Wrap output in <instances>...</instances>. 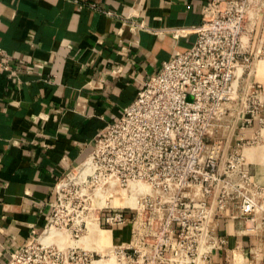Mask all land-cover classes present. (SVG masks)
<instances>
[{"label": "crops", "instance_id": "obj_1", "mask_svg": "<svg viewBox=\"0 0 264 264\" xmlns=\"http://www.w3.org/2000/svg\"><path fill=\"white\" fill-rule=\"evenodd\" d=\"M207 1L0 0L8 66L0 72V264L44 231L57 186L88 158L106 126L163 62L194 44ZM135 12L147 31L122 25ZM251 29L254 60L243 82L255 85L263 102L264 75L254 64L264 57V11ZM241 134L250 141L241 146L250 177L264 188V129L255 122ZM229 216L212 221L224 241L211 264H264L259 215L255 222ZM110 232L122 244L129 238L128 227Z\"/></svg>", "mask_w": 264, "mask_h": 264}, {"label": "built area", "instance_id": "obj_2", "mask_svg": "<svg viewBox=\"0 0 264 264\" xmlns=\"http://www.w3.org/2000/svg\"><path fill=\"white\" fill-rule=\"evenodd\" d=\"M262 11L264 0H208L194 44L163 62L95 140L88 156L93 174L81 184L91 178L98 189L113 181L133 202L99 208L109 210L102 218L109 231L129 229L127 242L114 247L115 256L125 260L118 264H211L224 241L214 218L228 214L255 222L259 215L264 226L258 206L264 188L252 181L241 148L250 144L241 131L255 122L264 129V101L252 84L240 96V81L254 60L251 27ZM137 18L132 13L122 25L135 34L147 31ZM7 70L0 51V72ZM52 219L8 264L39 260L43 247L31 243L52 228Z\"/></svg>", "mask_w": 264, "mask_h": 264}, {"label": "rangeland", "instance_id": "obj_3", "mask_svg": "<svg viewBox=\"0 0 264 264\" xmlns=\"http://www.w3.org/2000/svg\"><path fill=\"white\" fill-rule=\"evenodd\" d=\"M245 74H248V71ZM243 78L246 79V77ZM246 87L241 80L240 96L245 93ZM69 174L75 175L76 170ZM59 185L57 186L55 209L52 213V228L38 241L31 243V246L39 250L43 247L40 258L35 264H86L90 261L89 264H93L94 261H97L94 264H118L125 262L114 253V247L121 245V242L117 241L114 232H107L109 228L102 225V218L109 210H99L101 200L95 196V190H97L95 181L90 178L86 184L73 183L67 175ZM104 188L105 186L102 189ZM103 200L107 202L109 199L104 196ZM258 206L264 210V196L259 200ZM96 219L99 221V227ZM89 223H93L94 228L91 229Z\"/></svg>", "mask_w": 264, "mask_h": 264}, {"label": "bare ground", "instance_id": "obj_4", "mask_svg": "<svg viewBox=\"0 0 264 264\" xmlns=\"http://www.w3.org/2000/svg\"><path fill=\"white\" fill-rule=\"evenodd\" d=\"M256 66V71L259 75L263 76L264 75V57L259 61V62H255L254 64ZM248 156H250V152L247 153ZM76 174L75 175H71L68 174V177L70 179V181H73V183H82L85 180L86 176H90L91 174H93V164L91 162V159L88 158L86 159L83 163H81L76 169ZM105 186L104 189H102ZM59 187H61L59 185ZM133 189V187H132ZM135 190H139L138 187H134ZM100 190V191H99ZM143 190L147 191L146 188H143ZM124 191H119L116 190V188H114V182L113 181H108L107 183H105L102 187L98 188L97 190H95V196L97 198H99L100 201V205L101 207L104 206V204L107 205H111V207H122L127 203L132 204V198H127L125 199L126 196L123 195ZM106 196L109 200L106 202L105 200H103V197ZM113 197V199H111ZM97 220V226H98V219ZM90 228H94V224L93 223H89ZM99 227V226H98ZM51 229V228H50ZM49 229V230H50ZM109 233H111L109 230L107 231ZM44 241V240H42ZM121 245H123L121 243ZM118 244V246H121ZM116 246V247H118ZM97 262L94 261L93 264Z\"/></svg>", "mask_w": 264, "mask_h": 264}]
</instances>
